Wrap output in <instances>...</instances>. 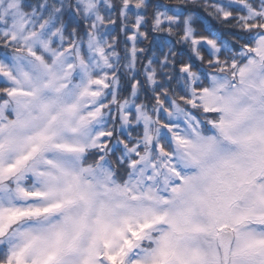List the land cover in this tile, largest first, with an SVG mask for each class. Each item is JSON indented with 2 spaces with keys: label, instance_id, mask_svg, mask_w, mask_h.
I'll list each match as a JSON object with an SVG mask.
<instances>
[{
  "label": "snow or ice",
  "instance_id": "obj_1",
  "mask_svg": "<svg viewBox=\"0 0 264 264\" xmlns=\"http://www.w3.org/2000/svg\"><path fill=\"white\" fill-rule=\"evenodd\" d=\"M0 264H264V0H0Z\"/></svg>",
  "mask_w": 264,
  "mask_h": 264
}]
</instances>
